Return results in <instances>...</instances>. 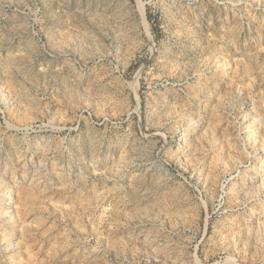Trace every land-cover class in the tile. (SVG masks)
I'll list each match as a JSON object with an SVG mask.
<instances>
[{
  "label": "rangeland",
  "instance_id": "obj_1",
  "mask_svg": "<svg viewBox=\"0 0 264 264\" xmlns=\"http://www.w3.org/2000/svg\"><path fill=\"white\" fill-rule=\"evenodd\" d=\"M0 264H264V0H0Z\"/></svg>",
  "mask_w": 264,
  "mask_h": 264
}]
</instances>
